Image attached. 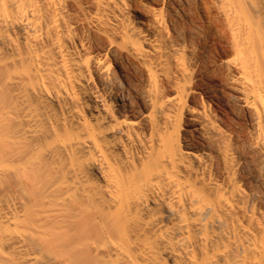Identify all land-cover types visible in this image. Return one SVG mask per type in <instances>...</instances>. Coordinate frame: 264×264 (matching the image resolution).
Wrapping results in <instances>:
<instances>
[{
	"label": "bare ground",
	"instance_id": "6f19581e",
	"mask_svg": "<svg viewBox=\"0 0 264 264\" xmlns=\"http://www.w3.org/2000/svg\"><path fill=\"white\" fill-rule=\"evenodd\" d=\"M0 264H264V0H0Z\"/></svg>",
	"mask_w": 264,
	"mask_h": 264
},
{
	"label": "rangeland",
	"instance_id": "374dc122",
	"mask_svg": "<svg viewBox=\"0 0 264 264\" xmlns=\"http://www.w3.org/2000/svg\"><path fill=\"white\" fill-rule=\"evenodd\" d=\"M196 12L204 28V37L201 44L205 48V50L209 48L208 41L212 36L216 37L217 39L219 38L218 40L224 42L225 39L223 38L225 37L223 36L221 27H219L220 24L216 20L212 19V17L206 12V10L203 7H197ZM211 56H212L211 59L214 61L215 60L214 55L211 54Z\"/></svg>",
	"mask_w": 264,
	"mask_h": 264
}]
</instances>
